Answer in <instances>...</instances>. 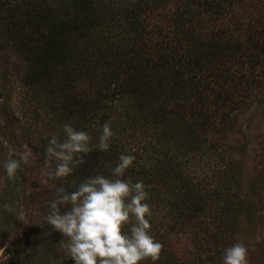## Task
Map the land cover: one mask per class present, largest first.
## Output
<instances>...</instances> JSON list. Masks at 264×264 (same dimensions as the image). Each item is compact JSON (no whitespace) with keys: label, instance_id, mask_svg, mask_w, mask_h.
<instances>
[{"label":"trees","instance_id":"obj_1","mask_svg":"<svg viewBox=\"0 0 264 264\" xmlns=\"http://www.w3.org/2000/svg\"><path fill=\"white\" fill-rule=\"evenodd\" d=\"M143 1L53 5L43 26L32 25L39 30L33 52L47 60L28 87L58 100L61 136L69 123L96 145L111 124L109 150L94 148L70 177H111L119 156L131 154L138 168L123 179L137 170L176 192L185 226L162 234L156 264H222L224 250L240 243L246 211L255 240L242 244L248 264H264V152L244 185L247 146L233 120L264 101V0ZM4 8L10 11L8 0L0 1ZM11 15L2 26L15 31Z\"/></svg>","mask_w":264,"mask_h":264},{"label":"rangeland","instance_id":"obj_2","mask_svg":"<svg viewBox=\"0 0 264 264\" xmlns=\"http://www.w3.org/2000/svg\"><path fill=\"white\" fill-rule=\"evenodd\" d=\"M59 1L63 0H8L10 11L6 13L5 8L0 11V264H74L64 247L67 239L49 226L44 217L49 202L56 198L57 190H75V185L83 182L87 172H75L74 176L64 179L45 175L51 170L45 167L48 139L51 134L63 138L55 129L59 125L57 108L60 103L28 87L47 60L33 52L39 30L36 29L38 26L32 25L39 23L43 26L49 17L46 12H50ZM119 1L134 3L138 0ZM11 14L19 23L14 27L15 31L13 26L10 30L2 26L6 23L3 18L8 19ZM27 35L36 37V40L25 39L30 37ZM233 120L234 133L247 146L239 171L246 179L244 185H249L254 179L253 169L264 152V101L254 103L248 110L235 112ZM24 145L31 150L29 162L18 170L14 178H9L3 168L4 162L18 158L16 154L24 150ZM134 171L127 180L132 183L137 177L139 181L143 180L144 176L136 175L139 173ZM104 174L103 171L100 175ZM142 182L149 193L151 234L160 242L164 233L185 226L182 220L177 221L176 210L180 207L175 203L178 196L164 181L154 182L152 179L150 184L144 178ZM250 215L247 211L242 215L236 230L240 244L251 246L255 240ZM183 221L190 227L186 220ZM162 258L164 261L168 259L166 252ZM147 263L152 264L150 260Z\"/></svg>","mask_w":264,"mask_h":264},{"label":"clouds","instance_id":"obj_3","mask_svg":"<svg viewBox=\"0 0 264 264\" xmlns=\"http://www.w3.org/2000/svg\"><path fill=\"white\" fill-rule=\"evenodd\" d=\"M63 138L51 134L45 149V175L64 179L85 163L94 148L107 152L113 131L110 122L102 126L98 144L84 130L71 124L63 125ZM18 158L4 162L9 178H14L29 162L31 150L27 145ZM135 156L121 154L111 177L95 175L86 178L73 191L59 189L49 202L45 222L67 239L64 244L74 264H152L160 259L162 245L151 234L149 193L142 181L125 180ZM54 165V167H53ZM261 237L257 235V241ZM63 243V240L62 242ZM222 264H248L247 248L235 243L226 248Z\"/></svg>","mask_w":264,"mask_h":264}]
</instances>
